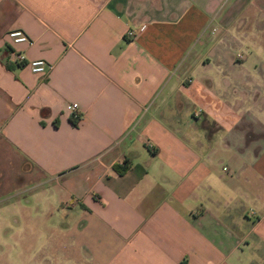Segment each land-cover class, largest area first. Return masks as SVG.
Wrapping results in <instances>:
<instances>
[{"label": "crops", "instance_id": "1", "mask_svg": "<svg viewBox=\"0 0 264 264\" xmlns=\"http://www.w3.org/2000/svg\"><path fill=\"white\" fill-rule=\"evenodd\" d=\"M0 264H264V0H0Z\"/></svg>", "mask_w": 264, "mask_h": 264}, {"label": "built area", "instance_id": "2", "mask_svg": "<svg viewBox=\"0 0 264 264\" xmlns=\"http://www.w3.org/2000/svg\"><path fill=\"white\" fill-rule=\"evenodd\" d=\"M129 38L133 37V34L129 32L127 34ZM8 40H10L12 45L17 44H28L31 45L29 38L21 31H12L7 34ZM15 63L26 66L31 73L36 75H45L53 70V65L45 62L43 60H27L26 57L18 52H13ZM66 110L70 115V119L73 122H77L80 119V110L78 104H69L66 106Z\"/></svg>", "mask_w": 264, "mask_h": 264}, {"label": "rangeland", "instance_id": "3", "mask_svg": "<svg viewBox=\"0 0 264 264\" xmlns=\"http://www.w3.org/2000/svg\"><path fill=\"white\" fill-rule=\"evenodd\" d=\"M46 187V186H45ZM40 187L38 186L37 189H39ZM44 188H41L40 189V192H37V195L35 197V199H33L31 201V204L32 205H35L37 211L36 213H33L34 216H35V219L36 220H44V210L43 208H45L47 205L49 204H53L54 203V200H56L57 198L55 199H52L51 201H49L48 203L46 202V199H50L46 196V198H44L43 196H41L42 194V191H43Z\"/></svg>", "mask_w": 264, "mask_h": 264}, {"label": "trees", "instance_id": "4", "mask_svg": "<svg viewBox=\"0 0 264 264\" xmlns=\"http://www.w3.org/2000/svg\"><path fill=\"white\" fill-rule=\"evenodd\" d=\"M115 170L117 171V173H122L123 172V170H120L119 168H118V166H115Z\"/></svg>", "mask_w": 264, "mask_h": 264}]
</instances>
